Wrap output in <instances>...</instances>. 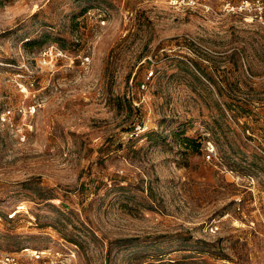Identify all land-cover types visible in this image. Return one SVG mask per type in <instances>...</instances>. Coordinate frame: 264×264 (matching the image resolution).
Masks as SVG:
<instances>
[{"label":"rangeland","instance_id":"1","mask_svg":"<svg viewBox=\"0 0 264 264\" xmlns=\"http://www.w3.org/2000/svg\"><path fill=\"white\" fill-rule=\"evenodd\" d=\"M241 2L0 0V256L264 264V12Z\"/></svg>","mask_w":264,"mask_h":264},{"label":"built area","instance_id":"2","mask_svg":"<svg viewBox=\"0 0 264 264\" xmlns=\"http://www.w3.org/2000/svg\"><path fill=\"white\" fill-rule=\"evenodd\" d=\"M179 4L184 3L185 5H195L197 0H174ZM226 8L232 9L230 7V3H226ZM238 9L241 11H256L258 13L264 12V0H242L241 4L238 6ZM257 15V13H255ZM155 77V70L150 69L145 72V80L140 83L141 89H147L148 84L152 78ZM217 157V151L214 145L208 144L206 147L205 158L207 160H213ZM41 254H36V258H40ZM0 264H74L72 258L66 257L64 259L51 258L42 261H38L37 259H22L20 256H17L13 253H6L0 256Z\"/></svg>","mask_w":264,"mask_h":264},{"label":"trees","instance_id":"3","mask_svg":"<svg viewBox=\"0 0 264 264\" xmlns=\"http://www.w3.org/2000/svg\"><path fill=\"white\" fill-rule=\"evenodd\" d=\"M199 146H200V144H196V145H195V147H199Z\"/></svg>","mask_w":264,"mask_h":264}]
</instances>
